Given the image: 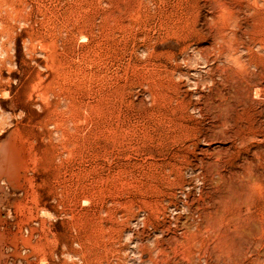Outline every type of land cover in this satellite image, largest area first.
<instances>
[{"label":"rangeland","instance_id":"374dc122","mask_svg":"<svg viewBox=\"0 0 264 264\" xmlns=\"http://www.w3.org/2000/svg\"><path fill=\"white\" fill-rule=\"evenodd\" d=\"M0 264H264V0H0Z\"/></svg>","mask_w":264,"mask_h":264}]
</instances>
